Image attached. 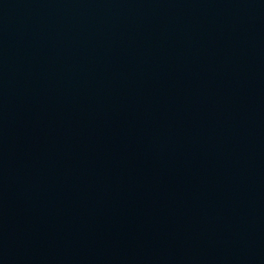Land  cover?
Returning <instances> with one entry per match:
<instances>
[{
	"label": "water",
	"instance_id": "obj_1",
	"mask_svg": "<svg viewBox=\"0 0 264 264\" xmlns=\"http://www.w3.org/2000/svg\"><path fill=\"white\" fill-rule=\"evenodd\" d=\"M0 264H264V0H0Z\"/></svg>",
	"mask_w": 264,
	"mask_h": 264
}]
</instances>
